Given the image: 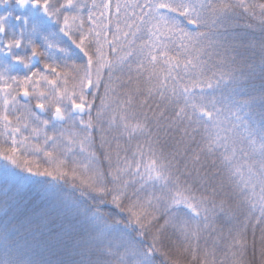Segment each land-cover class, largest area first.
Returning a JSON list of instances; mask_svg holds the SVG:
<instances>
[{"label": "snow or ice", "instance_id": "obj_1", "mask_svg": "<svg viewBox=\"0 0 264 264\" xmlns=\"http://www.w3.org/2000/svg\"><path fill=\"white\" fill-rule=\"evenodd\" d=\"M0 264H264V0H0Z\"/></svg>", "mask_w": 264, "mask_h": 264}]
</instances>
